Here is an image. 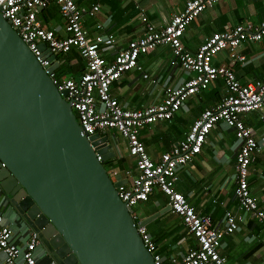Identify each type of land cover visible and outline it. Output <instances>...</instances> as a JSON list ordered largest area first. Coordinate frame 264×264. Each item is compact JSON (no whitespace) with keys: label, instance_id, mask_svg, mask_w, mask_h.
Returning <instances> with one entry per match:
<instances>
[{"label":"built area","instance_id":"obj_1","mask_svg":"<svg viewBox=\"0 0 264 264\" xmlns=\"http://www.w3.org/2000/svg\"><path fill=\"white\" fill-rule=\"evenodd\" d=\"M222 1L187 0L185 9L160 28L143 17L144 35L130 40L125 48L116 52L113 61L108 62L101 50L115 46L114 36H91L82 21L84 15L93 17L98 13L99 4L85 8L78 6L75 0H0L3 18L15 28L43 67H49L52 61L44 57L40 49L42 43L53 54H67L73 48L78 50L80 58L86 63L79 79L59 77L55 72L50 76L59 91H67L66 100L70 102L86 137L103 130H116L126 140L129 154L136 159L138 173L130 186L118 188L122 201L133 209L139 203L148 201L153 190L158 188L167 197L170 212L181 218L188 233L195 239L196 246L191 247L181 259L174 260L173 264H230L220 252L222 239L238 230L241 218L229 212L224 226H215L209 215H200L175 188L180 168L201 153L208 134L221 121L235 129L239 140L234 191L239 208L264 226V210L249 188V168L253 153L258 151V143L243 120V115L257 111L264 123V79L243 84L231 69L214 64L220 52L227 49L234 51L246 41L262 40L264 22L259 26L238 25L233 30L214 33L195 53L185 51L183 46L187 27L206 8ZM52 3L59 6L65 22L66 36L63 38L37 18L39 8L44 9ZM159 46H168L174 57L173 63L194 72L196 76L177 88H168L160 104L138 110L123 108L111 94L112 84L124 73L140 69V56ZM238 57L244 60L243 56ZM219 78L225 79L227 95L216 107L202 113L184 140L163 153L158 162L153 161L139 137L140 130L158 121L172 119L190 97L206 90ZM131 216L135 223H139L136 213L132 212ZM138 232L155 264H164L158 246L146 227L140 226ZM27 237L25 244L20 246L0 208V253L4 255L5 264H38L37 251L41 249L39 236L32 230Z\"/></svg>","mask_w":264,"mask_h":264},{"label":"crops","instance_id":"obj_2","mask_svg":"<svg viewBox=\"0 0 264 264\" xmlns=\"http://www.w3.org/2000/svg\"><path fill=\"white\" fill-rule=\"evenodd\" d=\"M186 1L75 0L80 7L100 5L98 13L93 17L84 15L82 21L91 36H114L115 46L103 47L101 50L108 62H112L116 52L125 48L130 40L144 35L143 17L156 27H163L185 9ZM37 18L46 28L56 30L60 37L66 36L65 22L56 3L38 10ZM262 22L264 0H224L206 8L187 27L183 46L185 51L195 53L214 33L230 31L238 25L259 26ZM69 53L80 58L75 48ZM67 54H55L59 66L54 72L59 77L79 79L81 75H76L81 74L80 68L86 69V63L81 58L80 62L79 58L69 61L74 67L73 73H66L70 76L59 75L62 63L67 61L63 55ZM238 56H243L244 60ZM173 62L174 57L168 46H159L140 56V69L126 72L114 82L111 86L112 96L125 109L138 110L160 104L168 88H177L196 76L194 72ZM214 64L231 69L243 84L263 80L264 37L260 41L243 42L234 51L227 49L220 52ZM226 95L225 79L219 78L206 90L190 97L172 119L142 128L139 137L150 158L158 162L163 153L169 152L185 139L205 110L216 107ZM243 120L258 143V151L253 153L249 168V188L257 198L259 207L264 210V123L261 113L257 111L243 115ZM100 133L108 136V144L112 145L111 151L115 153V161L111 165L114 176L121 174L122 179L127 180L124 186H130L138 171L136 159L129 154L126 140L116 130H103ZM238 145L235 129L223 121L219 122L208 134L201 153L180 168L175 188L200 215H209L215 226L223 227L229 212L241 218L238 220V230L222 239L220 252L230 264H264V226L240 210L234 193ZM0 208L6 223L14 230L18 243L23 246L29 231L16 227L12 219L13 212L2 196ZM133 212L138 215V222L147 221L144 227L156 242L164 264H173L174 260L181 259L191 247L196 246L195 239L188 233L181 218L170 212L168 199L158 188L153 190L148 201L136 205ZM37 255L38 264H51L40 248ZM0 264H5L1 253Z\"/></svg>","mask_w":264,"mask_h":264},{"label":"water","instance_id":"obj_3","mask_svg":"<svg viewBox=\"0 0 264 264\" xmlns=\"http://www.w3.org/2000/svg\"><path fill=\"white\" fill-rule=\"evenodd\" d=\"M41 11L42 9L39 8ZM0 13V196L21 230L35 231L56 264H155L104 163L108 136L86 137L51 74ZM100 157V160L98 159Z\"/></svg>","mask_w":264,"mask_h":264},{"label":"trees","instance_id":"obj_4","mask_svg":"<svg viewBox=\"0 0 264 264\" xmlns=\"http://www.w3.org/2000/svg\"><path fill=\"white\" fill-rule=\"evenodd\" d=\"M63 57H66V59H67V61L65 62V64L64 63H62L63 65H62V67L59 69V75H64V74H66V73H73L72 72V70H74V67H72L70 64H69V61L71 60V59H73V58H79V56H77V55H75V54H72V53H69V54H67V55H63ZM78 61L80 62L81 61V59L79 58L78 59ZM84 68L85 67H83V69L82 68H80V73L81 74H77L76 76H79V75H82V73H83V71H84ZM78 72V73H79Z\"/></svg>","mask_w":264,"mask_h":264},{"label":"rangeland","instance_id":"obj_5","mask_svg":"<svg viewBox=\"0 0 264 264\" xmlns=\"http://www.w3.org/2000/svg\"><path fill=\"white\" fill-rule=\"evenodd\" d=\"M66 75L70 76V74H66ZM113 161H115L114 158H112V159H110V160H108V161H106V162L104 163L105 168L107 169L109 175H110L112 178L115 177V176H114V173H113V171H112V167H111V165H113V164H112ZM118 167H119V166H118ZM136 211H137V213H138V208H136Z\"/></svg>","mask_w":264,"mask_h":264}]
</instances>
